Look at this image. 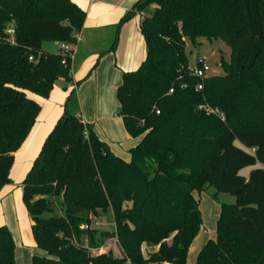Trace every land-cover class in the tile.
Wrapping results in <instances>:
<instances>
[{"label":"trees","instance_id":"16d2710c","mask_svg":"<svg viewBox=\"0 0 264 264\" xmlns=\"http://www.w3.org/2000/svg\"><path fill=\"white\" fill-rule=\"evenodd\" d=\"M137 13L147 56L123 73L118 114L140 141L124 160L93 123L65 106L22 184L44 252L33 264H188L203 226L194 192L206 186L235 202L221 203L217 239L196 264H264V169L241 174L264 164V0H137L118 23L111 50ZM86 16L74 0H0V191L12 182L15 152L42 109L31 93L47 98L60 77L72 79L73 58L43 43H75ZM11 25L15 43L6 32ZM201 37L224 40L232 59L224 75L206 77L197 89L186 39ZM110 208L116 228L102 235L117 237L122 255L93 254V216ZM15 246L1 225L0 264H16Z\"/></svg>","mask_w":264,"mask_h":264},{"label":"rangeland","instance_id":"374dc122","mask_svg":"<svg viewBox=\"0 0 264 264\" xmlns=\"http://www.w3.org/2000/svg\"><path fill=\"white\" fill-rule=\"evenodd\" d=\"M117 28L116 31L118 30ZM186 41L187 54L189 56L191 65L197 64L200 59H202L203 62L207 63L210 66L209 76L225 74L223 65L225 63H231L232 59V47L228 43H226L222 39L210 40L205 37L199 38L194 43L189 38H187ZM72 44L73 43H69L70 48ZM43 46L48 51H56L60 49L58 44L54 41H45L43 43ZM94 46L95 45H93V43L89 41L86 45H84L83 49L81 48L80 52L77 55V59L75 61V70L78 71V69L81 67L83 60H85V63H87V61L91 63L89 69L86 71L84 76L80 77V79L77 81L84 80L86 78H92L93 80H95V78H98L99 83L101 85V90H104L106 92V100L108 101V103H110V106H113L111 109V114L113 115L114 112H120L118 87L122 82V77H119V82L116 77H109L108 83L110 87L105 86V81L107 80V77H103L105 76V70H102L101 77H89L92 74L94 75V72L98 64L100 63L101 58L107 52H109L110 49L109 47H107L106 51L101 52L99 56H93L90 54V52H92L91 50H94ZM61 78L62 77H60L56 81V84L59 87H63L64 84L69 85V82L70 85L74 86V82H71V80L66 79L68 81L67 82L65 80H62ZM31 96L33 98H36L37 95L31 93ZM95 99L96 96L93 92L91 96V101H95ZM254 99H257V95L253 93L252 100ZM210 107L214 111H206L207 114H219L223 120H226L225 113H223L219 108H215L213 106ZM251 107L257 109V107H254L253 104ZM96 131L99 135L106 137V141L108 142L111 149L116 148V150H118L119 154L117 155L121 156L124 160L127 161L131 159L130 149L136 146V144L139 142L138 138L140 137H133L132 135H130L121 115L117 118V120L105 121L102 124L100 123V125L96 123ZM256 167H262L264 169V164L261 162H257L255 165L247 166L241 170V174L248 177L252 169ZM12 177L14 182L12 186H10L6 194L2 196V200L0 201V226L7 225L14 236L16 244L15 263L33 264L34 255L40 254L33 232V219L24 200V192L23 188L20 186V181L18 180L19 178H17L15 173L14 176L12 175ZM215 193L216 188L214 186H206V188L201 192H194L195 197L200 202V207L203 216V226L190 247L188 264H193V260L194 258H196L195 254L198 252L199 249L201 250L210 239H217L218 218L221 212V203L235 202V197L230 193L220 192L217 197L215 196ZM58 212H60L59 208ZM91 228L95 229L96 231V246L91 248V252L93 254L109 252L110 250H112L115 255H122V250L117 237H105L102 235L103 232H111L114 231L116 228L114 222V215L111 208L107 211L99 210V212L93 216ZM84 243L86 245H89L90 242L88 237H85Z\"/></svg>","mask_w":264,"mask_h":264},{"label":"crops","instance_id":"0c3cea01","mask_svg":"<svg viewBox=\"0 0 264 264\" xmlns=\"http://www.w3.org/2000/svg\"><path fill=\"white\" fill-rule=\"evenodd\" d=\"M74 1L87 12L84 26L76 35V42L71 45L73 52L71 82H74V86L70 85V82L69 85L64 84L65 86L63 85V87L55 84L54 89L47 98L36 96L42 105L41 112L27 139L15 152V160L11 170L12 182L6 184L1 189L0 201L13 184L12 175L14 176V173L19 178L18 180L22 187L23 181L31 169L34 160L40 153L45 139L64 113L66 105L70 112L80 114L84 121L93 123L95 130L96 123L100 125V123L102 124L105 121L117 120L120 116L116 112L113 115L111 114L113 106H110V103L106 100V92L101 90L98 78H95L96 81L92 78H86L80 84H77V80L84 76L91 64L88 61L85 63V60H83L78 71L75 70L77 55L81 48H84V45L89 41L95 45L94 50L90 52L93 56H99L101 52L106 51L107 47L110 48L109 52L101 58L94 75L89 76L93 78L101 77L102 70H105V76L103 77H107L105 81L106 87H110L108 83L109 77H116L119 82V77L123 78L125 71L138 69L147 56V44L141 30L142 13L135 14L121 26L116 49L111 50L118 33V30L116 31L118 23L132 9V5L136 0ZM56 43L58 44V42ZM61 79L67 81L64 77ZM73 90L75 92L72 95ZM93 92L96 96L95 101H91ZM99 136L107 140L106 137ZM138 139L140 141V138ZM112 150L116 154H119L116 148H112ZM38 250L40 254L44 253L39 248ZM198 252L195 254L196 258ZM196 258H194L193 264H196Z\"/></svg>","mask_w":264,"mask_h":264},{"label":"built area","instance_id":"2783aa9c","mask_svg":"<svg viewBox=\"0 0 264 264\" xmlns=\"http://www.w3.org/2000/svg\"><path fill=\"white\" fill-rule=\"evenodd\" d=\"M6 32L8 34L9 40L12 43H15V33H16L15 27L13 25L9 26ZM58 44L62 51H65L73 58V52L70 48L69 43L58 42ZM30 59L33 60V56H31ZM188 69L194 76H197L201 79V82H199L197 85V89H202L204 87L205 78L209 76L210 66L207 63L202 61L201 63L199 62V64L198 63L195 65L190 64ZM183 86H186V84H184ZM173 91H174V88H171L170 92H173ZM199 109H206L208 112L214 111L209 105H204V104L199 105Z\"/></svg>","mask_w":264,"mask_h":264},{"label":"water","instance_id":"95a60500","mask_svg":"<svg viewBox=\"0 0 264 264\" xmlns=\"http://www.w3.org/2000/svg\"><path fill=\"white\" fill-rule=\"evenodd\" d=\"M200 63L202 62V59H200V61H199Z\"/></svg>","mask_w":264,"mask_h":264}]
</instances>
